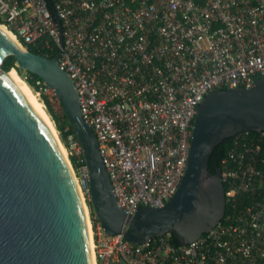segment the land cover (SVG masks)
I'll return each mask as SVG.
<instances>
[{"label":"built area","instance_id":"obj_1","mask_svg":"<svg viewBox=\"0 0 264 264\" xmlns=\"http://www.w3.org/2000/svg\"><path fill=\"white\" fill-rule=\"evenodd\" d=\"M0 25L26 49L57 50L128 215L175 193L207 92L264 78V0H0ZM263 142L264 131L232 136L220 168L229 211L189 243L165 232L133 244L89 214L93 263L264 264ZM66 149L88 203L89 170L73 133Z\"/></svg>","mask_w":264,"mask_h":264},{"label":"water","instance_id":"obj_2","mask_svg":"<svg viewBox=\"0 0 264 264\" xmlns=\"http://www.w3.org/2000/svg\"><path fill=\"white\" fill-rule=\"evenodd\" d=\"M7 56L14 57L17 69L39 76L59 101L88 166L91 213L105 234L123 233L139 244L171 232L178 244H186L224 217L220 168L208 171L209 155L227 137L264 131V78L248 88L207 92L196 109L187 165L175 193L162 207L142 206L128 215L114 196L73 82L59 67V53L52 58L33 53L0 28V264H92L89 207L56 137L8 77L9 70H17L2 69Z\"/></svg>","mask_w":264,"mask_h":264},{"label":"trees","instance_id":"obj_3","mask_svg":"<svg viewBox=\"0 0 264 264\" xmlns=\"http://www.w3.org/2000/svg\"><path fill=\"white\" fill-rule=\"evenodd\" d=\"M46 1H47L48 5H51L53 3V0H46ZM19 42L21 43V45L23 47H25V43H23L21 40H19ZM27 49L33 53H36V54H42V55L47 54V57H49V58H52L57 54V50H53L50 53H46V51L44 49H41L39 46L27 45ZM14 61L15 60H14L13 56H7L2 63V69L9 70L11 68H15L19 75H21V73H23V77H24V75H26V78L24 79V81L34 91L40 92V97H41L42 102L45 105L46 111L50 115L51 119L54 121V125H55L56 130L58 131L59 137H60L61 141L63 142V144L66 146V137L69 133H73V132H72L71 128L69 127V125L67 124V121H66V118H65V115L63 113V109H62L61 105H60V111L57 112L54 109V107L50 101L49 96L42 92V88L44 87L42 79L33 73L17 69L15 67ZM231 138L232 137H227V138L223 139L211 151V153L209 155V159H208V171L210 173H213L215 168H217V167L221 168V166H222L221 161L225 157L226 152L230 147ZM261 158L263 161L259 164V167H260V169H262L264 171V142L262 143ZM69 160H70V163L72 164V167L74 169H76L77 166L79 165L76 158L74 156L70 155ZM223 186H224V189H226L225 184ZM87 205L89 207L90 217L94 221H97L95 219V217L93 216V214L91 213L89 203H87ZM228 211H229V205L226 202L224 215H226ZM172 242L177 243L173 234H172Z\"/></svg>","mask_w":264,"mask_h":264},{"label":"bare ground","instance_id":"obj_4","mask_svg":"<svg viewBox=\"0 0 264 264\" xmlns=\"http://www.w3.org/2000/svg\"><path fill=\"white\" fill-rule=\"evenodd\" d=\"M0 28L17 44L20 45L18 40L14 37V35L8 31L3 25H0ZM8 77L10 78V80L13 82V84L24 94V96L30 101V103L32 104V106L34 107V109L37 111V113L41 116L42 121L48 126V128L52 131V133L54 134V136L57 139V143L58 146L62 152V154L65 156V149L63 147V145L59 142L58 136L56 134L55 129L52 126L51 121L48 118V115L46 114V112L43 110L42 108V104L37 100L35 94L31 91L30 87L28 86V84L21 79V77L15 72V70L11 69L7 72ZM75 181L77 184V188L80 194V187L79 184L77 183V179L76 177ZM81 196V194H80ZM84 210L85 213L87 215V208L84 206ZM88 235H89V239L91 242V231H90V227H89V219H88ZM92 255V254H91ZM91 262L93 263V257H91Z\"/></svg>","mask_w":264,"mask_h":264},{"label":"rangeland","instance_id":"obj_5","mask_svg":"<svg viewBox=\"0 0 264 264\" xmlns=\"http://www.w3.org/2000/svg\"><path fill=\"white\" fill-rule=\"evenodd\" d=\"M19 75V74H18ZM20 77H21V79H23V73H21V75H19ZM24 80V79H23ZM30 89H31V91L35 94V96H36V98H37V100L42 104V108H43V110L46 112V114L48 115V118H49V120L51 121V123H52V126H53V128L55 129V131H56V134H57V136H58V139H59V142L63 145V147H64V149H65V156L69 159V153H68V150L66 149V146L63 144V142L61 141V139H60V137H59V134H58V131L56 130V128H55V125H54V121L51 119V117H50V115L47 113V111H46V108H45V105H44V103L42 102V100H41V97H40V92L39 91H34L31 87H30ZM52 92H48L47 93V95L49 96V98H50V101H51V103H52V105H53V107H54V109L57 111V112H59L60 111V103H59V101L57 100V98L55 97V95H53V94H51ZM70 161V160H69ZM71 164V163H70ZM71 167H72V165H71ZM72 169L74 170V168L72 167ZM86 205H87V201H86ZM88 210V209H87ZM89 212V211H88ZM90 216V215H89ZM91 221V220H90Z\"/></svg>","mask_w":264,"mask_h":264}]
</instances>
